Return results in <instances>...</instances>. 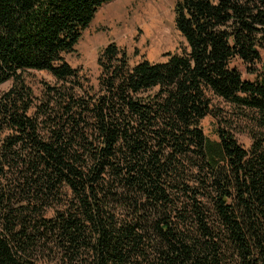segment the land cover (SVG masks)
I'll list each match as a JSON object with an SVG mask.
<instances>
[{
    "label": "trees",
    "instance_id": "1",
    "mask_svg": "<svg viewBox=\"0 0 264 264\" xmlns=\"http://www.w3.org/2000/svg\"><path fill=\"white\" fill-rule=\"evenodd\" d=\"M112 1L0 0V264H264V0H175L181 53L110 43L85 87L63 55ZM212 97L254 113L248 149L204 136Z\"/></svg>",
    "mask_w": 264,
    "mask_h": 264
},
{
    "label": "rangeland",
    "instance_id": "2",
    "mask_svg": "<svg viewBox=\"0 0 264 264\" xmlns=\"http://www.w3.org/2000/svg\"><path fill=\"white\" fill-rule=\"evenodd\" d=\"M175 0H114L102 6L94 16L89 27L82 33L74 52L63 55L64 60L77 71L80 82L85 87L97 89L100 67L97 58L103 48L114 43L127 54L128 63L133 66L142 60L162 63L168 55L179 54L184 49V40L176 29ZM241 72L242 79L253 80V75L246 73L244 65L234 61ZM35 97L42 92V83L51 85L54 78L44 71L28 70L21 74ZM12 85L7 81L0 85V96ZM213 111L220 119L207 116L200 122L204 136L217 140L216 128L225 124L236 141L244 148L251 145L249 130H256L255 115L247 109H239L229 102L212 97ZM53 210L46 213L52 217ZM36 255L38 264H66L53 244L48 245Z\"/></svg>",
    "mask_w": 264,
    "mask_h": 264
}]
</instances>
